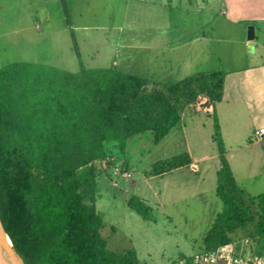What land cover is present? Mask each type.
Here are the masks:
<instances>
[{
    "label": "rangeland",
    "instance_id": "374dc122",
    "mask_svg": "<svg viewBox=\"0 0 264 264\" xmlns=\"http://www.w3.org/2000/svg\"><path fill=\"white\" fill-rule=\"evenodd\" d=\"M63 1L64 6L61 0H0V68L12 62L70 72H77L80 62L86 69L114 66L147 78L148 90L196 74L223 73L225 101L218 113L226 158L246 197L264 193V143L249 138L248 112L239 109L230 117L226 104L248 96L244 76L253 63L248 0ZM205 110L188 106L158 144L147 131L96 163V211L108 250L133 248L141 264H174L203 249L222 210L215 194L219 161L214 120ZM185 152L197 160L195 166L150 176L153 163ZM116 169L120 175L113 174ZM123 171L130 177L124 179ZM132 196L151 208L150 220L127 206ZM251 208L257 213L255 205ZM252 232L249 225L230 234L232 247L253 249ZM2 253L1 248L0 262Z\"/></svg>",
    "mask_w": 264,
    "mask_h": 264
},
{
    "label": "trees",
    "instance_id": "16d2710c",
    "mask_svg": "<svg viewBox=\"0 0 264 264\" xmlns=\"http://www.w3.org/2000/svg\"><path fill=\"white\" fill-rule=\"evenodd\" d=\"M73 47L79 59L74 40ZM224 78L201 73L148 90L147 78L114 66L86 69L80 62L77 72L30 62L1 67L0 220L24 264H141L135 249L110 251L100 235L96 163L147 131L158 144L188 106L210 108L219 161L215 194L222 210L203 249L230 246V234L252 225V250L264 254V193L246 197L237 185L215 112ZM190 164L185 152L153 163L149 173L162 176ZM126 204L150 220L151 208L140 197Z\"/></svg>",
    "mask_w": 264,
    "mask_h": 264
},
{
    "label": "crops",
    "instance_id": "0c3cea01",
    "mask_svg": "<svg viewBox=\"0 0 264 264\" xmlns=\"http://www.w3.org/2000/svg\"><path fill=\"white\" fill-rule=\"evenodd\" d=\"M248 12L253 15L250 24L254 28V39L248 40V45L251 46L250 57L253 63L248 64L246 75L244 76L248 96L243 100H232L226 104L230 117L236 116L239 109H244L248 112V133L251 134L249 138H253L256 142L264 143V139L258 140L254 137L255 130L264 126V0H248ZM224 101L222 93L221 101L215 104V112L220 126L221 121L218 113V105ZM196 164L197 160L191 157V164L187 167L191 168ZM141 199L144 200L143 198Z\"/></svg>",
    "mask_w": 264,
    "mask_h": 264
},
{
    "label": "built area",
    "instance_id": "2783aa9c",
    "mask_svg": "<svg viewBox=\"0 0 264 264\" xmlns=\"http://www.w3.org/2000/svg\"><path fill=\"white\" fill-rule=\"evenodd\" d=\"M254 137L264 139V126L255 130ZM114 175H120L116 169ZM124 179L130 177L127 172H122ZM174 264H264V254H256L252 249L237 251L230 246H222L215 249H202L186 258H180Z\"/></svg>",
    "mask_w": 264,
    "mask_h": 264
},
{
    "label": "water",
    "instance_id": "95a60500",
    "mask_svg": "<svg viewBox=\"0 0 264 264\" xmlns=\"http://www.w3.org/2000/svg\"><path fill=\"white\" fill-rule=\"evenodd\" d=\"M254 39V28L250 26L248 28L247 32V40H253ZM7 241L9 242V245L7 244ZM0 245L3 250V256H2V261L7 264L8 262V256L13 260L14 264H24L22 258L19 256V254L16 252L9 236L7 235L2 222L0 220ZM0 248V249H1Z\"/></svg>",
    "mask_w": 264,
    "mask_h": 264
},
{
    "label": "bare ground",
    "instance_id": "6f19581e",
    "mask_svg": "<svg viewBox=\"0 0 264 264\" xmlns=\"http://www.w3.org/2000/svg\"><path fill=\"white\" fill-rule=\"evenodd\" d=\"M7 244L9 245V242L7 241ZM10 264H14L13 260L8 256ZM0 264H5L3 261L0 262Z\"/></svg>",
    "mask_w": 264,
    "mask_h": 264
}]
</instances>
